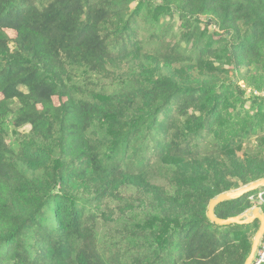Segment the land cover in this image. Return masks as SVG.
I'll use <instances>...</instances> for the list:
<instances>
[{"label":"trees","instance_id":"16d2710c","mask_svg":"<svg viewBox=\"0 0 264 264\" xmlns=\"http://www.w3.org/2000/svg\"><path fill=\"white\" fill-rule=\"evenodd\" d=\"M131 1L0 0V123L13 116L36 140L12 155L0 125V264H244L249 255L258 221L221 227L206 211L219 194L264 178V106L241 115L244 91L222 65L264 75V0H160L152 22L180 16L179 38L198 32V60L178 49L144 51L155 63L149 73L135 71L143 57L133 17L143 2L127 15ZM205 34L219 37L214 46L199 44ZM100 79L120 85L93 91L89 82ZM136 101L143 107L125 123ZM204 131L210 145L200 147ZM251 134L256 144L243 152L237 142ZM151 138L159 139L158 169L141 156ZM259 194L264 201L261 188L215 215L264 211L259 197L249 200ZM120 211L126 216L113 215ZM95 214L112 220L118 241L109 257L95 244Z\"/></svg>","mask_w":264,"mask_h":264},{"label":"rangeland","instance_id":"374dc122","mask_svg":"<svg viewBox=\"0 0 264 264\" xmlns=\"http://www.w3.org/2000/svg\"><path fill=\"white\" fill-rule=\"evenodd\" d=\"M138 0H132L129 5H128V12L127 15H134L133 10L134 7L136 6V2ZM142 4L137 6L136 9L139 11L136 13V15L133 17V20L135 21V24L133 25L134 28L136 29L137 32V38L140 41V50L141 53L139 56L143 57V61L140 65L139 68H137L135 71H138V73H141L143 69L146 67L148 68L145 73H149L151 69L155 67V63L153 65H149L152 63V61H147V57L149 54H144V51H154L156 49H166L167 53H172L173 49H178L179 54L181 56H191L194 61H192V65L198 60L197 57V51L199 49H196L197 43H198V36L196 33H198L195 30H187L185 34H188L190 37V40H184V38H179V35L185 31V28L183 27V19L176 15L174 12H170L169 14H164L159 16V20L153 21L152 22V17H153V10H154V5H159L160 0H142ZM201 23L202 27L206 25V18L202 17L201 18ZM203 29V28H202ZM5 32L7 33L9 39H13L16 36V33L12 30H7L5 29ZM193 36V38H192ZM219 39V37H213L211 38L210 34H205L204 36L201 37L200 43L204 46H214L213 44L216 43V41ZM199 54V53H198ZM204 59L205 62H212V58H202ZM201 65V64H200ZM215 65V64H214ZM224 69L226 70V73L224 74V78L227 79L228 81L232 82L233 84L238 85V87L244 91V96H243V102H245L242 107H240V103L237 104V111L241 112V115H245L248 113L249 115L255 112L258 108V106L263 105L264 106V75L261 73L260 69L251 66L249 67H241L237 70H234L230 66L222 64ZM215 66H218L216 64ZM175 69H180V66L178 65L177 67H172ZM119 71H125V74L128 71L127 66H124L123 64L119 67ZM122 72L118 73L119 77H123L121 75ZM164 74L167 75V70L164 71ZM191 74L193 76H199L200 71L199 69H196L193 67V70L191 71ZM153 76V75H152ZM200 77V76H199ZM204 79V77H201ZM89 85L91 86L93 91H107L111 92L115 90L118 85H120V82H113L111 80H92L89 82ZM2 99V96L0 95V100ZM55 101V100H54ZM56 104L57 101H55ZM15 105H19L17 101H13L11 104V108ZM143 107V102L136 101L135 104H133L130 109L133 110H128L125 117L123 118L124 122L127 123L129 118L132 116V112L135 111L136 109L142 108ZM35 111H38V109H34ZM33 110V111H34ZM9 115H12L11 113ZM176 120V119H175ZM184 122V121H183ZM177 126L181 125V121H175ZM0 125L3 127V139L4 142L6 143L8 147V151L12 155H17L21 154L24 150V145L27 143L36 141L34 139V136L31 133V128L30 126H24L22 128H17L14 126V117L13 116H8L6 119L3 120V122L0 123ZM121 132H125L127 129H125V126L120 127ZM198 139L199 140V146H208L210 145V139L207 137L208 131L200 132L198 134ZM258 135V134H257ZM123 136V135H122ZM256 135L251 134L248 138L242 139L237 142L239 143V146H242L243 152L248 151V149L256 144ZM197 139V140H198ZM56 140V136L54 135L52 138V141ZM157 140H152L147 141L145 143L144 150L141 154L142 158L147 159L150 158L152 160L151 162V168L154 166L157 156L155 157L154 155V147L157 144ZM140 142H133L130 144L129 147L136 148L138 147ZM131 149L127 153V157L131 156ZM222 151L226 150L224 148L221 149ZM19 154V155H20ZM154 169H158L157 166L153 167ZM175 169V168H173ZM158 175V174H156ZM38 177L45 179L40 172ZM134 193V191L132 192ZM259 197V198H258ZM260 194L257 195V197H253L252 199L250 198L249 200L254 203L256 201V198L260 199ZM87 200L90 201V198H84V201L87 202ZM123 203V202H122ZM91 204V202H88V206ZM124 204V203H123ZM87 206V207H88ZM86 207V208H87ZM116 208V203L110 201L108 205L105 204V210L107 213L114 211ZM253 208H257L256 206ZM251 208V209H253ZM91 209L93 210L94 208L90 207L88 208V213H90ZM261 213L264 211L259 209ZM106 212H102L103 214ZM207 212V211H206ZM100 213V214H102ZM98 217V220L95 224V244L97 249H101V251L105 252L106 255L109 257V251L113 245H116L117 243V237L113 233V226L112 224L109 226V221H112L111 218L106 214L105 216H99L98 214H95ZM113 215L115 217L117 216H126L123 214L121 211L120 212H113ZM118 220V219H117ZM257 222V221H255ZM45 226V225H44ZM259 227L256 228V230ZM255 230V231H256ZM254 231L252 230L251 233L247 234L249 238H251V243L253 240L254 236ZM113 254L116 258V262H118V257L115 254V251L113 250ZM122 261V260H121ZM119 264H124V262L119 263Z\"/></svg>","mask_w":264,"mask_h":264},{"label":"water","instance_id":"95a60500","mask_svg":"<svg viewBox=\"0 0 264 264\" xmlns=\"http://www.w3.org/2000/svg\"><path fill=\"white\" fill-rule=\"evenodd\" d=\"M261 188H264V178L255 181L253 183H250L249 185H246L239 189L219 194L218 196H216L215 198L209 201L207 207V212H206L207 218L211 223L217 226H221V227L231 226V225L243 226L258 221L259 227L253 237L250 247V252L244 264H253L255 254L264 236V214L261 213V211L258 208H253L247 210L241 215L230 217L227 219H220L215 215V208L222 203L239 199L242 196Z\"/></svg>","mask_w":264,"mask_h":264},{"label":"built area","instance_id":"2783aa9c","mask_svg":"<svg viewBox=\"0 0 264 264\" xmlns=\"http://www.w3.org/2000/svg\"><path fill=\"white\" fill-rule=\"evenodd\" d=\"M253 264H264V236L255 254Z\"/></svg>","mask_w":264,"mask_h":264}]
</instances>
